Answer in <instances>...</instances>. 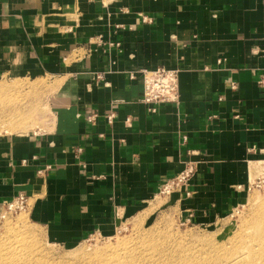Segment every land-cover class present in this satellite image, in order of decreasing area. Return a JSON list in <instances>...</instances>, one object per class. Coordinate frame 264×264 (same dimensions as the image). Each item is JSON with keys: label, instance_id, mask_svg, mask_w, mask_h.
Wrapping results in <instances>:
<instances>
[{"label": "crops", "instance_id": "1", "mask_svg": "<svg viewBox=\"0 0 264 264\" xmlns=\"http://www.w3.org/2000/svg\"><path fill=\"white\" fill-rule=\"evenodd\" d=\"M162 67L179 102L145 104ZM263 72L264 0H0V80L55 87L51 127L0 136V211L23 194L56 241L108 236L192 162L169 201L216 222L264 161Z\"/></svg>", "mask_w": 264, "mask_h": 264}, {"label": "rangeland", "instance_id": "2", "mask_svg": "<svg viewBox=\"0 0 264 264\" xmlns=\"http://www.w3.org/2000/svg\"><path fill=\"white\" fill-rule=\"evenodd\" d=\"M53 85L49 77L34 82L28 79L0 80V113L16 108L17 113H21L17 120L22 130L5 133H43L51 127L54 120L50 105L55 90ZM14 117L13 114L11 118ZM31 120L32 123L25 126ZM251 167L241 201L212 224L192 223L190 217L169 201L177 192L169 195L160 192L136 217L125 221L111 235H92L73 243L59 242L31 217L33 201L28 200L24 209L15 204L2 207L0 251L10 248L16 236H30L38 243L31 258L23 255L30 264H225L242 247L250 242L256 244L257 237L264 234V161ZM23 215L24 223L20 221ZM129 248H135L134 252H128ZM20 251L18 247L16 252ZM2 254L6 255L7 251ZM0 264L25 263L0 256ZM246 264H264V252L253 254Z\"/></svg>", "mask_w": 264, "mask_h": 264}, {"label": "built area", "instance_id": "3", "mask_svg": "<svg viewBox=\"0 0 264 264\" xmlns=\"http://www.w3.org/2000/svg\"><path fill=\"white\" fill-rule=\"evenodd\" d=\"M102 3H107L110 0H98ZM147 21V18H143ZM111 46H113L111 44ZM179 71L176 69L159 68L156 70L142 69L139 71L141 75L144 92L142 102L148 105H160L164 103L177 104L179 102V83H178ZM133 79L135 76H131ZM102 79V76H99ZM258 85L264 90V72L259 78ZM152 112H156V109H152ZM82 153L81 149L77 150V154ZM50 168V167H49ZM195 164L189 162L186 164L185 169L174 178L166 181L161 187V194H171L173 192H183L189 186V183L195 175ZM28 198L21 194L15 198L12 203H8L6 206L10 207V204L19 205L20 209L26 208L28 204Z\"/></svg>", "mask_w": 264, "mask_h": 264}, {"label": "bare ground", "instance_id": "4", "mask_svg": "<svg viewBox=\"0 0 264 264\" xmlns=\"http://www.w3.org/2000/svg\"><path fill=\"white\" fill-rule=\"evenodd\" d=\"M4 110H7V109H4ZM17 112L18 111H17V108H16V109L11 110V111H8V112L0 113V125L5 123L3 126L0 127V129L5 128V130L3 132L0 131L1 132L0 135L8 134V133H5L7 131H11L10 133H14L16 129L22 130V128H20L21 126L19 125V122L17 120L18 119L17 117L20 116L21 113H17ZM36 112L37 111H35L34 113H36ZM13 114L15 115V117L14 118H11V116ZM31 115H33V114H31ZM33 118H34V116H33ZM36 121H37V119H36ZM31 123H32V120L30 121V123L28 121L25 124V126L26 125L28 126ZM10 205H12V204H10ZM25 220L26 219H25L24 215L23 216H20V221L22 223H24ZM18 225H15V226H18ZM24 228H25V226H24ZM30 238H31L30 236H27V238H23V237H20L19 238V236H16L15 237V240H14V244L11 245L10 248H3V250L0 251V256L1 257H6L8 260L13 261V262H20V263L30 264V263H28V261L25 258H23V255L26 258H31L34 255V253H32L33 252L32 250L35 249V251H36V249H37L36 248V245H38V243L36 241H34V240L30 239ZM255 243L256 244L250 242V244L248 246L246 245V246L242 247L241 248L242 250L241 251H238L233 257L228 258L226 260V263L225 264H246L247 260L253 254L259 255L260 253L264 252V234L261 235L260 237H257V240L255 241ZM13 246H15V247H13ZM18 247L21 248V251L20 252H16ZM0 250H1V248H0ZM134 250H135V248H129L128 249V252L131 251L133 253ZM4 251H7V254L6 255L5 254H2V252H4ZM22 252H24V253L22 254ZM39 254H41V251H39ZM7 255H9L10 257H8ZM98 261H100V260H98Z\"/></svg>", "mask_w": 264, "mask_h": 264}]
</instances>
